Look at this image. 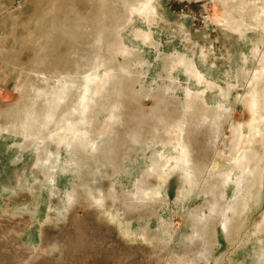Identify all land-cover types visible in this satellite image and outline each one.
<instances>
[{
	"label": "rangeland",
	"instance_id": "374dc122",
	"mask_svg": "<svg viewBox=\"0 0 264 264\" xmlns=\"http://www.w3.org/2000/svg\"><path fill=\"white\" fill-rule=\"evenodd\" d=\"M240 1L151 0L148 15L144 17L134 14L131 20L124 18L126 14L122 7L114 6L116 18L111 13L107 18L102 17L103 4L100 0H0V105L4 110L19 98L16 90L20 85V76L17 74L20 69L25 70L24 72H44L50 76L52 83L56 80L55 76L61 75V86L64 84L63 87L70 89L69 98L73 102L76 98L71 87L79 82L83 83L84 88L96 85L102 96L107 90L112 91L111 98L114 102L110 107L97 115L96 111L89 110L87 118L94 120L97 116L101 130H114L111 135L119 136L117 138L121 148L126 146L125 141L130 140L133 135L135 139L141 137V141H137L140 143L137 145L130 140V149L125 147L130 151V158L125 161L128 180L122 170L112 174V167L102 168L111 177L108 179L104 175L101 180L102 189L106 191L112 185L128 181L130 183L127 186L132 189L135 180L150 166L151 155L143 141L159 134L158 140L162 142L153 139V150L163 151L162 157L175 155L171 162L172 168L167 174L159 173L148 178L149 189L157 192V196L160 195L167 202L161 208L155 203L156 211L168 220L171 231V237L162 241L149 238L148 233L145 238L139 235L142 223L146 220L139 218L144 210L129 212L118 199H104L101 193L92 196L91 205L74 201L62 210L63 190L66 188L63 177L57 178L53 193L48 194L41 186L42 182H39L43 181V175L31 167L32 161L25 159L22 163L13 165L9 163L12 155L6 154L10 157L3 164L5 167L0 179V264H177L171 260L178 257L193 260L194 248L187 247L190 244L183 238L190 232L192 225L186 217L188 212L205 205L206 196L203 191L196 188L192 191L187 185V167L190 164L185 162L187 153L183 151L185 146L180 143H188L185 139L187 126L194 123L198 127L192 126L193 133L188 137L194 139L193 145L200 150L207 146V155L211 154L210 158L216 159L217 172L229 164L235 165L247 149L249 152L255 148L264 149V128L258 133L254 128L255 124L257 127L258 114L252 103L251 93L256 85L262 83L264 74L258 78L257 73L261 67L250 55L252 43L261 36L264 37V13L254 12L251 18L248 16L254 28L246 32L247 36L241 37L238 32L231 30L224 19V15L229 14ZM242 1L252 3L250 5L253 7L262 4L257 0ZM113 26L119 36L117 41L125 54L109 55V51L114 52L108 34L112 32L110 29ZM98 28L106 35L96 44L93 38ZM145 34L150 35V38L146 39ZM109 60L111 63L106 66L117 72L110 82L111 90L108 88L104 68V62L107 64ZM185 61L188 63L185 64ZM121 66L125 68L121 69ZM241 66L247 68V71L239 73ZM248 71L250 76H247ZM253 73L258 78L255 81L251 77ZM61 98L62 101L66 100L65 96ZM222 105L228 108L227 116L222 119V125L218 123L217 126H212L211 130L217 132V135L212 136L215 147L208 146L204 142L205 135L211 130L208 131L205 124L197 125L200 121L199 114L205 109L214 110ZM61 106L58 109L60 114ZM156 107L157 113L154 112ZM95 108L98 109L97 106ZM153 115H157L158 120L163 118L171 126L158 127L159 121ZM61 116L58 121L64 123ZM68 122L73 128L77 125L74 117ZM235 126L241 127L243 139L239 135H233ZM70 134L72 136L66 137L58 131L53 132V142L49 146L53 154L64 157L75 136L73 132ZM30 141L31 146H34L33 140ZM171 141L174 145H171ZM167 143L171 147L179 143V150L175 151L177 155L171 153V147ZM3 144L6 146L7 141ZM98 147L100 149L91 154L96 164L103 162V145L99 144ZM191 149L189 159H195L196 150ZM114 160L124 162L118 156ZM29 172L36 173L39 182L31 194L20 191ZM8 174L15 176L13 180L16 185L12 182L10 188L3 185ZM88 177L89 174L83 172L75 177V183L80 187L81 183L87 182ZM2 192L4 195H1ZM15 192L17 194L13 195ZM229 192L232 193V189ZM260 199L254 204L251 222L259 221L264 214V169ZM104 202L106 210L103 215V209L98 207ZM124 217L127 220H123ZM156 225L158 226L154 220L151 221V225L147 227L150 231L146 232L155 231ZM222 236L218 234L219 242L214 253L216 258L229 249ZM238 254L236 252L235 255Z\"/></svg>",
	"mask_w": 264,
	"mask_h": 264
},
{
	"label": "bare ground",
	"instance_id": "6f19581e",
	"mask_svg": "<svg viewBox=\"0 0 264 264\" xmlns=\"http://www.w3.org/2000/svg\"><path fill=\"white\" fill-rule=\"evenodd\" d=\"M100 1L103 4L102 17L107 18L109 17V13H111L112 16H115L116 18L115 11L113 9L114 6L122 7L124 14H126L124 18L131 19L134 14L140 16L143 15L144 17H146L148 15V4L151 0ZM257 1L262 2L259 7H253L250 5L252 3L248 4L246 1L241 0L232 8L229 14L224 15V19L231 30L234 32H238L241 37L247 36L246 32L254 28L251 20L248 19V16L249 18H251L254 12L264 13V0ZM86 21L88 22V20ZM93 28L95 29V27ZM98 29L97 31L95 30L96 35H94L95 37L93 38V42L95 41V43H100L101 39H104L106 35L105 33H103L104 31H100V29ZM110 30L112 32L108 34L110 36L111 45H113L114 52L109 51V55L111 54V56H114L117 53L123 54L124 52L122 51L121 45L119 41H117V38H119V36L118 33L115 32L114 26L111 27ZM144 36L146 39L150 38V35L148 34H145ZM106 37L108 38V36ZM112 53L114 54L112 55ZM250 55L252 59H256L258 61L261 67L260 71L257 73L258 78H260V76H262L261 74H264L263 36L252 43ZM94 56L96 55L94 54ZM110 63V60L107 62V64L106 62H104V68L106 71L107 83L109 85L108 88L111 90L110 82L113 81L114 75H116L117 72H115L113 68H109L108 66H106L110 65ZM186 63L188 62L185 61V64ZM177 65H179V63ZM123 68L125 67L121 66V69ZM188 70H190L189 67ZM243 70L247 71V68L245 69V67L241 66L239 67L238 72L242 73ZM19 71L17 74L20 76V85L16 90L18 91L19 98L4 110L3 114L1 115L3 116V124L1 125L0 123V152L5 155H12L9 163L15 165L19 162L22 163V161L25 159H28L29 162L32 161L33 164L31 167H34V170H38V173H42L41 175H43V181L39 180V182H42L41 186L48 192V194L53 193V190L55 189L57 184V178L63 177L66 182L65 186L67 189L64 188L63 190L64 206H62V210H65V207L67 208V206L69 204H72L74 201H82L86 205H91V203H93L92 196L101 193L102 198L104 199H106L107 197L118 199L121 203H123V205L126 207V210L129 212L138 209L144 210V214L139 216L140 219H146L144 223H142L143 225L141 226V230L139 233L140 236L145 238L146 233H148L149 238H158L162 241L169 239L171 237V231L168 225V220L156 211L157 208L155 205V203L157 202L158 208H161V206H165L167 202L165 201V199H161L160 195L157 196V192L154 193L149 189L150 182L148 180L149 177L155 176L159 173L167 174V172H169L172 168L171 162L173 161V159H175V155H173V157H167V155H165V157H162L161 153H163V151L158 152L157 150H153L152 141L153 139H155L156 141H160L158 140V138H160V135L158 134L159 136L156 135L154 136V138L143 141V145L148 149L151 155L150 166L145 169L144 172H142L141 177L135 180V182L131 186L132 189L127 186V184L130 183L128 181L127 183L121 182L122 184L112 185L111 188L106 191L102 189L101 180L104 175L108 177V179H111V177H109L108 172H106V170H103L102 168H106L108 166L112 167V174H117L118 170H122L123 174L125 172L124 177H126L128 180L129 175L128 170H126L127 167L125 161L130 158V151L128 149H125V147L127 146L130 149V140L135 141L137 145L140 144L137 141H141V137H139V139H135V135H133V137H131L130 140L127 139L128 141H125V143L124 141H122L126 146H123L121 148L117 138L119 136L111 135L114 130L108 132H106L105 130H101V126L99 125L100 121L98 120L99 117L97 116L94 120L87 118V113L89 110L96 111L97 115L104 111L107 107H110V105L114 102V100H112L111 98L113 92L107 90L106 92H104V96H102L101 93L97 91L96 85H93L92 87L85 86L84 88L83 83L79 82L78 84H75L71 87L76 98V100L73 102L69 98L70 89L63 87L64 84L63 86H61V75L58 74L57 76H55L56 80H54L55 82L53 81V84L52 82H50V76L48 77V75L44 72L35 70L24 72L25 70L23 69H20ZM247 73V76H250V72L248 71ZM251 77L254 81L258 79L256 77V74L254 73L251 75ZM262 79V83L256 85L255 89L251 91V93H253L252 103H254V106L257 108L256 113L258 114V116L256 117L258 118L257 127L256 124L255 126L253 125L254 128L257 129L256 133L264 128V75ZM199 81H201V79H199ZM203 81H205V79H203ZM211 87H213V85H211ZM215 87H217V85H215ZM83 88L85 94H83L82 92ZM116 88L119 87L116 86ZM157 92L158 91H156V93ZM162 95L164 94L162 93ZM62 96L66 97L65 101H62ZM193 98L195 99V97ZM61 102H63L62 106ZM60 106L61 114L58 112ZM95 106H97L98 109H96ZM157 110L158 109L156 107L154 112L157 113ZM227 113L228 108L224 105H222V107H217V109L214 110L205 109L203 110L202 114H199L200 121L199 123H197V125L205 124L208 127L209 131V129H212V126H217L218 123H221L222 125V119L227 116ZM59 116H61V118H64V123L58 121ZM71 117H74L75 121H77V125L75 128L71 127L70 123L68 122ZM154 118L157 122L159 121L158 127L165 126L166 128H168L169 126H171V124L163 120V118L159 117L160 119L158 120L157 115L154 116ZM113 121H117V119H113ZM191 125L193 127L196 126V124L194 123H191ZM192 126H187L188 130L186 131L187 137L185 139L189 144L186 143L185 145L183 141L180 142L181 145L185 146V149H183V147H181V149H183V151L187 153V155H185L184 157L185 162L186 164H190L187 167L189 170L187 185L191 190L193 188H196L203 191V194H205L206 196V201L205 205L201 209L188 212L186 217L190 221V223H192V225H190V232L183 238L184 241L187 242V244H190L187 245V247L194 248L193 251L195 252V255L193 260H183L182 258L178 257V259H172L171 261H176L177 264H183L184 262H190L193 264H215V261L217 262V264H264V214L259 219V221L251 222V212L253 211L254 204H257V201L260 199L263 190L264 149L255 148L250 152L249 149H247V151H245V153L242 154L238 160L236 159L237 163H234L235 165L232 166L229 164V166H225L222 170L217 172V169L215 167V165H217L215 163L216 159L214 157L210 158L211 154L209 153V155H207V152L205 150L207 146H205L204 149L201 148L202 150H200L195 145H193L194 139H192L190 136L188 137V135L193 133ZM198 130L199 129H197V131ZM56 131L65 136H72L70 134L72 132L73 135H75L72 144L70 146L67 145V149L62 147L66 149L64 157H62L61 154H53L51 149L49 148L50 144L53 142V140L51 142V135L53 136V132ZM241 131V127H233V135H239V137L243 139L244 133L242 134ZM55 134L57 135V133ZM182 135H185V133H182ZM214 135H217V132L212 130L207 135H205L204 142L206 143V145H213L212 136ZM30 139L33 140L34 146H31ZM53 139H55V137ZM5 141H7V145L3 146L5 145L3 144V142ZM161 142L162 141H160V143ZM239 143H237V145H239ZM99 144L103 145V147L101 148V152L103 155V157H101V160H103V162L99 161L96 164L91 158V154L100 149L98 147ZM167 145H169V143H167ZM171 145H174L172 141ZM171 145H169V147H171ZM189 145H191V151L193 149L196 150L195 159H189V155H191V153L189 152ZM243 145H245V143H243ZM163 147H165V145H163ZM213 147H215V145H213ZM170 149L171 153H175L177 155V149L179 150V143H175V147H171ZM142 153H145V151L142 150ZM146 154H144L145 157L147 156ZM26 155H28L27 158ZM219 155L221 156V154ZM115 156H118L119 158L121 157V160L124 162H115ZM83 172L89 174V177L87 179V182H85V184L81 183L79 187V185L75 183V177L80 176ZM23 174L26 175L25 172ZM35 174L36 173L34 172H29L27 174L25 183L22 185V187H20V191L27 192L28 194H31L35 191V187L37 186L38 182ZM13 177L15 176H12V174L6 175V177L4 178L6 180V183L3 184L5 185L4 187L10 188V186H12ZM186 189L189 190L188 188ZM230 189H232V193L229 192ZM16 194V192L13 193V195ZM180 194L182 193L180 192ZM200 194L202 195V193ZM1 195H4L3 192ZM81 197L82 199H80ZM178 197H180V195ZM37 199L38 198H36V200ZM47 207L50 208V206ZM98 208L103 209L101 214L104 215V210H106L105 202L100 203V206ZM146 212L148 213V215H146ZM123 220H127L126 217H124ZM153 220L158 224V226L156 225L157 228L155 229V231L146 232L150 231L147 227L148 225H151V221ZM123 228L125 229V231L127 230L126 227ZM219 233L220 235H223L222 238L224 237L226 239L227 244L229 245V249L224 255L216 258L214 253L215 247L219 242ZM236 252H239L237 256L235 255ZM234 257H236L237 259H233Z\"/></svg>",
	"mask_w": 264,
	"mask_h": 264
},
{
	"label": "crops",
	"instance_id": "0c3cea01",
	"mask_svg": "<svg viewBox=\"0 0 264 264\" xmlns=\"http://www.w3.org/2000/svg\"><path fill=\"white\" fill-rule=\"evenodd\" d=\"M9 107V106H8ZM6 109V108H5ZM0 116L3 114V112H4V108H3V106L2 105H0ZM2 121V122H1ZM0 123H1V125L3 124V116H1V120H0ZM1 125H0V128H1ZM10 156H7V155H5V154H3V153H1L0 152V179L3 177V175H2V171H3V168L5 167L3 164L4 163H6L7 161H8V158H9ZM8 168H9V166H8ZM13 182H14V184H16L15 183V180H13Z\"/></svg>",
	"mask_w": 264,
	"mask_h": 264
}]
</instances>
